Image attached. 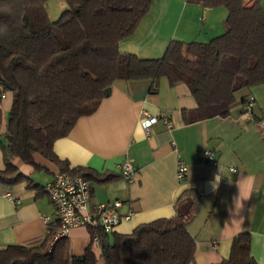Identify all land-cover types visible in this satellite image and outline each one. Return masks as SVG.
Returning a JSON list of instances; mask_svg holds the SVG:
<instances>
[{"label": "crops", "instance_id": "1", "mask_svg": "<svg viewBox=\"0 0 264 264\" xmlns=\"http://www.w3.org/2000/svg\"><path fill=\"white\" fill-rule=\"evenodd\" d=\"M52 3L46 0L45 8L49 19L56 20L66 3L58 0L59 10ZM260 4L264 10V0ZM226 16L223 6L151 0L134 32L119 41L118 49L140 58H159L172 40L204 43L220 35ZM150 85V79L114 80L95 111L81 116L66 136L52 143L53 153L68 169L81 167L97 175L119 176L88 180L91 205L120 202L121 220L107 233L108 241L112 242L113 233L128 234L139 224L181 213L189 217L186 227L195 242L190 264H218L227 259L231 240L242 232L250 233L255 262L264 264V87L240 89L226 117L186 123L182 111L196 107L186 84L170 85L161 76L155 91H150ZM2 93L0 171L5 169L6 124L12 104V92L0 88ZM249 95L255 101L253 118L240 119L243 100ZM142 111L159 117L148 135L140 123ZM206 149L213 152L216 164L203 160L201 153ZM33 160L36 167L12 159L20 179L0 181V250L38 245L48 229L43 217L56 218L43 186L60 168L40 153H34ZM125 160L134 167L129 181L119 173ZM178 161L186 165L181 180L176 176ZM216 176L218 188L213 186ZM65 238L71 257H81L90 245L96 264H104L100 244L91 241L88 228H72Z\"/></svg>", "mask_w": 264, "mask_h": 264}, {"label": "trees", "instance_id": "2", "mask_svg": "<svg viewBox=\"0 0 264 264\" xmlns=\"http://www.w3.org/2000/svg\"><path fill=\"white\" fill-rule=\"evenodd\" d=\"M66 8L50 20L46 0H0V88L12 92L6 124L5 169L0 181L15 182L12 159L33 165L40 153L60 168L87 180L108 181L118 175H97L81 167L68 169L52 151L54 140L66 136L76 121L91 114L116 79L158 78L170 85L184 83L196 102L183 110L186 123L226 117L245 87H264V10L260 0H187L227 10L223 32L208 42L172 40L159 58H140L118 49L148 11L151 0H64ZM246 98H244L245 100ZM243 100V102H244ZM187 217L158 218L137 225L128 234L101 229L97 237L104 264H190L195 242ZM57 226H48L38 245L0 250V264H96L88 245L81 257H71L68 242H49ZM251 236L231 240L229 257L218 264H257L250 253Z\"/></svg>", "mask_w": 264, "mask_h": 264}, {"label": "built area", "instance_id": "3", "mask_svg": "<svg viewBox=\"0 0 264 264\" xmlns=\"http://www.w3.org/2000/svg\"><path fill=\"white\" fill-rule=\"evenodd\" d=\"M4 97L5 94L0 95ZM254 97L249 95L243 102V109L240 119H252L254 108ZM162 120L168 127L166 116L161 115ZM159 117L151 115L147 111H142L140 123L145 130L146 135L150 132L152 125L158 121ZM202 158L206 163L216 164L213 152L209 150L202 151ZM233 170V168H231ZM120 176L129 181L134 173L133 163L125 160L119 166ZM186 174V165L183 161H178L176 165V176L181 180ZM43 192L47 195L52 204L56 218L50 220L44 216L47 227L57 226L58 230L49 242V248L60 237H65L68 231L75 227H86L88 229H101L105 233H110L120 222L121 216L118 212L120 202L118 200L91 205L90 183L80 175H73L67 171H58L53 178L43 186ZM127 218V216H125ZM94 243L98 244L97 237Z\"/></svg>", "mask_w": 264, "mask_h": 264}, {"label": "rangeland", "instance_id": "4", "mask_svg": "<svg viewBox=\"0 0 264 264\" xmlns=\"http://www.w3.org/2000/svg\"><path fill=\"white\" fill-rule=\"evenodd\" d=\"M52 5H53V7L55 8L54 10H59V8H60V3H58V0H53V3H52ZM55 16V13H54V15L52 14L51 15V18H53ZM57 17H55V19H56ZM53 20H54V18H53Z\"/></svg>", "mask_w": 264, "mask_h": 264}, {"label": "clouds", "instance_id": "5", "mask_svg": "<svg viewBox=\"0 0 264 264\" xmlns=\"http://www.w3.org/2000/svg\"><path fill=\"white\" fill-rule=\"evenodd\" d=\"M219 181H220V178H218V176L215 177V182H214V188H218V185H219Z\"/></svg>", "mask_w": 264, "mask_h": 264}]
</instances>
